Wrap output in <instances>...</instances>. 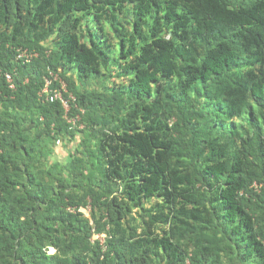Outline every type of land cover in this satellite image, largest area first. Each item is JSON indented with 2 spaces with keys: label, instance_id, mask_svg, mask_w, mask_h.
<instances>
[{
  "label": "trees",
  "instance_id": "16d2710c",
  "mask_svg": "<svg viewBox=\"0 0 264 264\" xmlns=\"http://www.w3.org/2000/svg\"><path fill=\"white\" fill-rule=\"evenodd\" d=\"M0 264H264V0H0Z\"/></svg>",
  "mask_w": 264,
  "mask_h": 264
},
{
  "label": "built area",
  "instance_id": "2783aa9c",
  "mask_svg": "<svg viewBox=\"0 0 264 264\" xmlns=\"http://www.w3.org/2000/svg\"><path fill=\"white\" fill-rule=\"evenodd\" d=\"M20 58L25 57L28 61L34 57H37V54L35 53H31L29 55H26V52H24L23 54H21L19 56ZM51 77L53 78L52 80L47 79L46 80V84L44 89L42 90V92L40 93V95L42 96L44 94L45 96V101H50L53 102L55 100H58L62 103L63 108L65 110V112L69 111V103L74 101V97L71 94L67 93V87L65 82L57 75V74H50ZM6 83L8 85V88L13 91L15 89V86L13 84V80H12V76L10 74H5L4 75ZM57 81L59 83V88L55 89V90H51V84L52 82ZM68 94V99L64 98V95ZM79 118L76 119H72L71 123H72V127L74 129V125L78 122ZM82 127H80L81 129ZM59 143V142H58Z\"/></svg>",
  "mask_w": 264,
  "mask_h": 264
},
{
  "label": "rangeland",
  "instance_id": "374dc122",
  "mask_svg": "<svg viewBox=\"0 0 264 264\" xmlns=\"http://www.w3.org/2000/svg\"><path fill=\"white\" fill-rule=\"evenodd\" d=\"M140 30H141V26L132 25L129 29L130 38H131V36L135 37L136 35H138ZM103 72H104V74L107 73L106 70H104ZM106 75H108V73ZM116 76L117 75H115V72H112L111 77L107 76L106 79H104V78L101 79L102 84L100 86H98L99 84L94 83V82H89V85H90V87H94V88L99 87L101 89H104V88H109V87L111 88L112 83H116V85H120L123 83V81H126V80H123L122 78H117ZM79 137L80 136H78L76 138V140L74 142H71V143H66V144L57 143L56 147H55V154L53 155L52 159L54 161L64 163L66 161L68 154L75 151L76 145L79 142ZM83 212L88 216V210H83ZM94 239L102 240L103 238L94 237Z\"/></svg>",
  "mask_w": 264,
  "mask_h": 264
}]
</instances>
